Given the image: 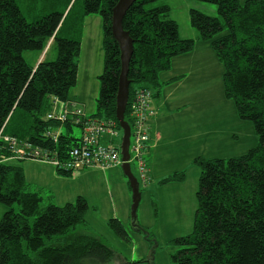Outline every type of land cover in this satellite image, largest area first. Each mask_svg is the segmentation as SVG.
<instances>
[{
    "label": "trees",
    "instance_id": "obj_1",
    "mask_svg": "<svg viewBox=\"0 0 264 264\" xmlns=\"http://www.w3.org/2000/svg\"><path fill=\"white\" fill-rule=\"evenodd\" d=\"M81 1L84 11L75 16L71 15L74 2L66 16L70 3L64 13L53 12L28 22L16 0H0V131L31 148L57 151L60 156L79 143L73 127L82 126L46 117L52 97L74 101L72 91L79 83L82 52L81 23L90 15L103 21L104 51L96 110L90 117L114 122L123 134L116 117L121 50L112 33L113 9L119 0ZM159 1L137 0L123 20L124 30L134 41L125 114L130 125L134 92L147 87L158 93L160 75L172 69L176 57L196 47V40L181 38L169 5ZM190 1L218 7L219 17L190 9V24L222 64L225 98L234 103L239 119L254 125L259 141L237 157L194 159V166L201 169L194 228L191 235L174 240L179 249L171 258L177 264H264V0ZM67 25L80 27L77 37L61 36ZM54 44L58 49L54 61L44 59L35 68L24 58L25 52L42 53ZM52 128L60 131L57 143L46 136ZM103 139V143L109 142L107 137ZM13 156L0 139V205L6 207L0 217V264H110L120 259L102 238L78 228L87 223L90 207L86 199L58 205L30 190L22 163L39 160L4 161ZM56 170L65 177L84 171ZM186 178L187 171L182 170L163 178L159 185L181 184ZM108 227L130 243L119 220H110ZM143 231L150 240V233Z\"/></svg>",
    "mask_w": 264,
    "mask_h": 264
},
{
    "label": "crops",
    "instance_id": "obj_2",
    "mask_svg": "<svg viewBox=\"0 0 264 264\" xmlns=\"http://www.w3.org/2000/svg\"><path fill=\"white\" fill-rule=\"evenodd\" d=\"M204 8L199 10L204 12ZM211 11L215 12L213 9ZM193 31L189 30V36L184 39L196 40L195 49L189 54L176 57L172 69L160 75L159 79L162 87L157 90L158 93L153 91V104L156 114L150 121V151L147 162L151 181L147 186L140 184L141 201L145 200L147 203H149V199L155 200L156 194L161 189L171 190L185 185V183L159 185L160 180L175 172H172L173 170L179 172L181 170L179 168L194 165V159L199 156L214 159L212 157L216 153L223 152L222 150L227 145L230 147L237 145L234 142V139L238 138L237 135L230 133V138L225 139L226 135L224 136L221 131L217 132L221 129V126L218 127L215 117L210 118L205 114L206 110L203 111L210 101L202 102L199 105L200 107L195 109L192 105L190 93L192 88L189 84L195 71L194 67L198 64H216L220 69L216 54L210 44L200 41L196 30L193 29ZM80 34L82 52L79 83L72 91V100L83 106L87 114L91 116L95 112L90 115L88 113L89 106L95 107V100L99 92L98 77L102 73L104 62L103 21L101 17L98 15L85 17L81 23ZM51 49L52 47H49L42 53L38 52L36 55L37 60L32 66L36 68L44 59L46 60ZM179 77H181L179 81L171 83L172 80ZM188 89L190 90L184 91ZM182 91L184 92L183 96L179 94ZM235 111L236 107L233 113ZM177 164L183 167H172ZM22 166L30 190L41 192L45 198L51 199L56 204L64 205L75 202L79 197L86 199L90 209L87 214V223L83 227L88 226V228L91 227V230H94L95 225L101 226L107 242L102 235L95 234L106 243L113 244L117 239L119 240L108 227L110 220L117 219L126 229L130 227L131 204H133V201L127 188L128 184L124 186V194H118L114 188V185L121 186L125 182L124 172L119 170L118 167L107 170L100 168L86 169L78 172L77 176L79 177L74 178V176L65 177L60 175L53 165L45 162L24 161ZM106 175H113L116 180L109 181L105 178ZM101 176H103V179L98 182V178ZM71 182H74V184H71ZM151 204L155 207L154 202H151ZM144 209L142 212L139 211L138 226L141 230L136 225L133 226L141 234H144L143 229L149 230L147 221L144 219ZM153 212V217L158 218L159 210L155 208ZM130 262L134 264L133 259Z\"/></svg>",
    "mask_w": 264,
    "mask_h": 264
},
{
    "label": "rangeland",
    "instance_id": "obj_3",
    "mask_svg": "<svg viewBox=\"0 0 264 264\" xmlns=\"http://www.w3.org/2000/svg\"><path fill=\"white\" fill-rule=\"evenodd\" d=\"M16 1L27 21L35 22L53 12L64 13L66 6L70 3L71 0ZM241 1L243 3L246 0ZM74 2L75 0L71 1L65 13V16L71 9ZM159 2V4H161V2H164L165 4L169 5L171 9L170 18L175 20L179 24L182 39L189 36V30L194 32L190 24L189 11L191 7L197 9L198 11H200L199 9L205 7L203 10L204 12H200L212 17H219L218 7L215 4L190 0H160ZM72 9V16H75L80 10L84 11L82 1L77 0ZM211 9L215 10V12H212ZM79 29V26L67 25V28H65L61 36L77 37V35L80 33ZM37 54L38 52L36 51H28L24 53V58L30 65H33L37 60ZM57 54L58 49L56 44H54L46 60H56ZM218 63L220 69L216 64H198V66H195V71L193 72V76L191 78V83L189 84V86L192 88V91L190 93L194 109L200 107L199 105L202 104V102L207 100L210 101V103L207 104L203 111L206 110L205 114L210 118L215 117L218 127L221 126V129L217 130V132L221 131L224 136L226 135L225 139L230 138V133H234L237 135L238 138L234 139V142L237 143V145H233L232 147L227 145L222 150L223 152L216 153L212 157L227 159L247 153L250 149L258 145L259 140L255 132L254 125L249 121L239 119L238 114L236 115V111L235 113H233V110H235L234 103L232 101H228L225 98L222 72L223 67L219 61ZM189 90L190 89L184 91ZM179 94L183 96L184 92H179ZM95 110V107L89 106L88 113L91 115V113H94ZM73 134L75 135V137L80 138L83 134V129L81 127L74 126ZM122 136L123 134L117 140L120 146L122 143ZM148 159L149 158L147 156V162ZM131 167L133 174L137 178H139L137 164L132 163ZM172 167L174 168L183 166H179V164H177ZM179 169H186L187 171V178L184 182L185 185L171 190L161 189L156 194V199H149V203H147L145 200L140 201L136 216L133 215V212L131 210L132 213L130 227H127V231L130 236V243H125L120 239H117V241L113 242V244L108 242L112 247L114 246V249L120 257L118 261L112 262L110 264H117L119 262L122 264H131L132 262L130 261L132 259L133 261H135V263L138 262L136 264H177L171 258V255L175 254L179 249V246L174 242V240L177 238L189 236L193 232L195 215L198 208L195 193L198 190L199 178L201 175L200 167L194 165H190L186 168L184 166L183 168ZM119 170L123 172L121 167H119ZM174 171L176 172V170H173L172 172ZM77 174L73 175L74 178L79 177L77 176ZM105 178L109 181H112L113 179L116 180L115 176L113 175H106ZM101 179H103V176L98 178V182ZM124 179L125 182L123 185H114V188L118 192V194H124V186L128 184L127 188L131 193L133 201V190L130 186L128 177L125 174ZM71 184H74V182H71ZM151 202H154L155 207L151 204ZM155 208L159 210L158 218L153 217L152 215ZM5 209V206L0 205V217L4 213ZM143 209L144 219H146V223L149 228L148 232L150 233V240H147L144 234L137 232L133 227L134 223L136 225H139V211L142 212ZM78 228L82 233L94 235H96L95 233H97L99 235H102V237H104V240L107 242L102 232L103 228L101 226L95 225L93 228L94 230H91V227L88 228V226H80Z\"/></svg>",
    "mask_w": 264,
    "mask_h": 264
},
{
    "label": "built area",
    "instance_id": "obj_4",
    "mask_svg": "<svg viewBox=\"0 0 264 264\" xmlns=\"http://www.w3.org/2000/svg\"><path fill=\"white\" fill-rule=\"evenodd\" d=\"M153 97L154 92L150 88H138L133 94L130 105L132 125H130L131 156L129 162L137 164L138 181L144 186L151 181L147 156L150 151V121L156 114ZM46 119L59 123L70 120L73 124L82 126L83 134L79 143L67 154L60 156L57 151L31 148L28 144L20 143L16 138L3 135L2 129L0 139L10 147V151L14 154L13 157L4 160L5 162L31 158L52 164L58 170L74 173L93 168L107 170L121 167L124 164L121 146L117 141L121 132L114 122L93 119L78 102H62L56 97H52V109ZM59 132L52 128L46 132V136L53 137L54 142L57 143ZM105 137L109 139V142L103 143L106 141L103 139Z\"/></svg>",
    "mask_w": 264,
    "mask_h": 264
},
{
    "label": "water",
    "instance_id": "obj_5",
    "mask_svg": "<svg viewBox=\"0 0 264 264\" xmlns=\"http://www.w3.org/2000/svg\"><path fill=\"white\" fill-rule=\"evenodd\" d=\"M137 0H119L113 9L112 17V33L114 39L119 43L121 50V73L119 77V89L117 94L116 117L123 131L121 154L124 164L121 166L124 174L128 177L130 186L133 190V204L131 210L136 216L142 195L139 191L140 185L138 179L133 174L130 160L131 145V126L125 120L126 110L130 99V81L128 80V72L131 58L134 54V41L130 34L124 30L123 20L128 10ZM131 212V213H132ZM134 225H136L134 223ZM138 225H136L137 227Z\"/></svg>",
    "mask_w": 264,
    "mask_h": 264
}]
</instances>
